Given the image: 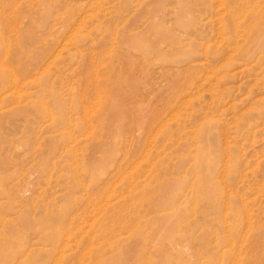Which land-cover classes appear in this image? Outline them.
<instances>
[{"label":"rangeland","instance_id":"1","mask_svg":"<svg viewBox=\"0 0 264 264\" xmlns=\"http://www.w3.org/2000/svg\"><path fill=\"white\" fill-rule=\"evenodd\" d=\"M0 47V264H264V0H0Z\"/></svg>","mask_w":264,"mask_h":264},{"label":"bare ground","instance_id":"2","mask_svg":"<svg viewBox=\"0 0 264 264\" xmlns=\"http://www.w3.org/2000/svg\"><path fill=\"white\" fill-rule=\"evenodd\" d=\"M12 32V31H11ZM1 48V47H0ZM2 50V49H1ZM6 52V51H5ZM8 52V51H7ZM3 54V53H2ZM5 55V54H4ZM7 55V54H6ZM2 56V55H1ZM1 56H0V58H1ZM3 58H4V56H3ZM47 60V59H46ZM2 63V62H1ZM4 64V63H3ZM6 65V64H5ZM4 66V65H3ZM12 77H13V75H12ZM12 77H11V79H12ZM3 80V79H2ZM10 82H12V84L16 87L17 86V84L15 83V80L13 79L12 81H10ZM17 82V81H16ZM16 84V85H15ZM20 84V83H19ZM2 86V85H1ZM0 86V87H1ZM15 87L13 88V89H15ZM18 88H16V90H17ZM15 90V91H16ZM20 91V90H19ZM17 92H18V90H17ZM17 92L15 93V92H11L12 93V96L14 95V94H17ZM2 97V94L0 95V98ZM4 98H6L7 99V96H5ZM14 98H16V97H14ZM87 110V109H86ZM85 110V111H86ZM89 113V112H88ZM90 114V113H89ZM88 116V115H87ZM88 118V117H87ZM91 122V121H90ZM128 155V154H127ZM125 157V156H124ZM123 157V158H124ZM127 157V156H126ZM125 159V158H124ZM127 160V159H126ZM123 178V177H122ZM120 181V180H119ZM114 186V185H113ZM112 186V187H113ZM112 190V189H111ZM108 197V196H107ZM106 199V198H105ZM104 206H106V205H104ZM104 208V207H103ZM106 208V207H105ZM102 209V208H101ZM56 241H58L57 239H55ZM60 242V241H59Z\"/></svg>","mask_w":264,"mask_h":264}]
</instances>
